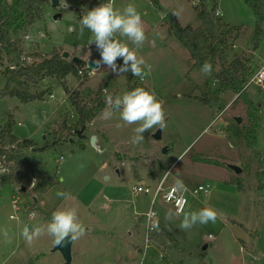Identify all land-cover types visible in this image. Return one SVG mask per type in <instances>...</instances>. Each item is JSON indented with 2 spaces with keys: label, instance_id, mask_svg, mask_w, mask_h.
Returning a JSON list of instances; mask_svg holds the SVG:
<instances>
[{
  "label": "rangeland",
  "instance_id": "374dc122",
  "mask_svg": "<svg viewBox=\"0 0 264 264\" xmlns=\"http://www.w3.org/2000/svg\"><path fill=\"white\" fill-rule=\"evenodd\" d=\"M6 1L12 4L13 0ZM194 1L160 0V6L163 12L179 18L183 25L195 27L198 7L194 6ZM258 1L264 8V0ZM112 2L121 10L132 4L141 14L147 38L135 51L151 66V72L142 80L134 77L132 84L149 89L163 101L167 126L145 131L144 141L134 145L131 138L137 125L118 127L123 121L119 120L117 112L110 120L100 115L93 126H88L104 136L103 142L99 139L103 143L99 147H94L88 129L85 138L72 135L55 145L54 135L61 131V123L66 121L73 125L77 120L69 104L60 105L55 111L63 92L76 94L78 101L88 102L98 94L105 96V88L114 97L127 91L125 73L111 70L109 73L99 71L100 75L97 72L90 78L71 76L65 80V87L54 78L31 84V93H46L40 101L21 104L16 98H0V120L5 123L7 117L13 115L16 124H22V128L15 124L13 134L32 141L34 150L38 151L30 149L28 153L35 162L45 166L51 180L44 184L35 181V186L31 184L19 194L18 207L26 208L28 214L34 206L38 213L35 219L29 220L22 211L16 220L10 218L16 215L8 187L11 174L0 165V185L5 183L0 192V264H64L61 255L53 251L51 237L41 236L28 245L21 235L25 226L46 224L58 208H76L80 222L86 227V235L72 242V264H124L126 258L127 264H203L202 260L207 264H264V93L251 86L241 96L233 94L221 81L204 75L198 67L189 75V80L185 79L187 71L181 52L172 46V43L178 44L176 39L172 36L164 41V47L158 46L161 34L147 33L146 26L159 25L162 11L149 5L147 0ZM254 3V0L214 1L224 23L240 28L238 38L228 40L225 66L235 59L249 58L251 61L246 66L250 71L264 65V23L261 24L262 36L253 49L257 17L250 5ZM83 9L80 0H60L56 8L50 4L45 7L41 22L11 34L12 41L20 42L21 60L31 64L64 52L69 54L68 61L82 53H95L100 59L95 43L89 44L91 32L86 28L80 31L77 18L83 17ZM177 10L179 16L173 14ZM117 38L135 48L126 37ZM15 64L16 59L0 48V91L5 85L4 72ZM190 65L191 62L187 65L189 72L193 69ZM219 69L217 63L215 70ZM50 93L54 94L53 100L49 99ZM203 98L208 99L206 103L201 101ZM237 118L240 123L236 122ZM158 129L161 137L155 140L153 135ZM45 145L47 149H42ZM227 165L239 167L241 174H234ZM135 171L140 179L135 177ZM149 173L155 179L147 176ZM165 173L164 186H177V181H181L192 192L200 185H210L207 194L188 193L184 211L211 207L219 213L216 222L197 224L187 232L182 231L178 227L182 215L166 219L169 212H175L159 195L154 204L158 230L154 228L146 236L140 215L147 212L152 193ZM11 184H14L13 189L22 187L21 183ZM138 186L149 188L151 194L134 195L132 189ZM59 191L68 193L69 197H58ZM41 217L45 220H40ZM230 220L247 226L249 240L245 250L234 241L244 233L232 226ZM4 229L8 230L10 242L3 237ZM130 232L135 233L137 246H134L141 247V251L148 240L145 257L143 252L137 255L133 252L134 246L127 241ZM208 235L213 236L214 241L208 242V250L204 252Z\"/></svg>",
  "mask_w": 264,
  "mask_h": 264
},
{
  "label": "trees",
  "instance_id": "16d2710c",
  "mask_svg": "<svg viewBox=\"0 0 264 264\" xmlns=\"http://www.w3.org/2000/svg\"><path fill=\"white\" fill-rule=\"evenodd\" d=\"M50 1L13 0L12 4H8L6 0H0V48L3 49L6 55L13 56L16 59L15 67L8 68L4 72L5 85L0 91L1 97L16 98L21 104H28L42 100L46 94L44 92L31 93V84L54 78L65 87L64 82L67 76L80 78L78 75L79 67H76L71 61L62 59V54H54L48 59L27 64L24 60H21L20 42L12 41L10 38V35L16 31L27 30L36 23L41 22L44 9L50 4ZM147 1L149 5L162 11L163 24L168 34L173 36L187 50L190 60L193 62L192 67L201 69L204 62L209 61L213 68L210 77L221 81L233 94H239L249 75L250 68L246 64L250 63L251 59L244 61L235 59L227 66L224 65L228 40L231 38L236 40L240 28L226 25L222 18L214 16V12L217 10L214 6V0H199L198 9H195V18L198 24L196 28L191 26L182 27L171 15L163 12L159 0ZM254 1L255 3L250 5L257 17L252 35L253 49H255L262 36L261 24L264 23V8L260 6L258 0ZM106 2L108 0H80L81 5L84 6L83 14ZM80 19L82 17H78L77 21L80 22ZM117 60L118 65L122 66V58ZM217 63L220 65L218 71L215 70ZM124 73L127 91L137 88L132 84L135 76L131 71ZM83 77H87L86 72ZM47 92L49 93V91ZM67 95L77 120L73 125H67L66 121L61 123V131L54 135L55 145L59 144L63 138L75 135V131L80 129H83L80 138H85L84 133L88 126L106 107L105 96L102 94L96 95L88 102L78 101L76 94L71 95L67 92ZM207 100V98H203L201 101L206 103ZM14 126L15 122L11 115L7 117L4 124L0 123V165L10 172V182L21 183L22 187L30 186L33 180L40 181L42 184L51 182L49 173L44 168L45 166L35 162L28 153L30 149H34L33 144L29 140L19 141L13 134ZM47 147L48 145H45L42 149H47ZM81 149L84 148L81 146ZM34 151H38V149ZM16 175L19 177L16 178ZM50 219L51 217H48V220Z\"/></svg>",
  "mask_w": 264,
  "mask_h": 264
},
{
  "label": "clouds",
  "instance_id": "9594fccd",
  "mask_svg": "<svg viewBox=\"0 0 264 264\" xmlns=\"http://www.w3.org/2000/svg\"><path fill=\"white\" fill-rule=\"evenodd\" d=\"M64 6H67L66 3ZM173 14L179 16L180 12L179 10L173 11ZM85 28L92 34L89 44L94 42L100 53V59L93 62L95 67H92L89 71L90 75L99 72L102 65L107 66L117 74L131 71L135 77L141 79L150 74L151 66L146 65L144 59L138 57L135 51L136 48L144 44L147 37L141 14L134 5L128 4L121 10L114 7L112 0H108V2L87 11L83 15L80 19V31L83 32ZM117 36L126 37L135 48H130ZM118 58H122V66L117 65ZM212 71V64L205 61L201 67V72L206 76H210ZM104 92L106 107L102 113L103 118L110 120L118 112L119 120L123 121V125L118 124V127L137 125L133 129L132 144L142 143L145 139L143 136L145 131H152L154 128L164 129L167 126L163 101L158 100L154 92L143 87L134 88L126 91L122 96L115 97L108 94L107 88L104 89ZM179 158L182 159V157ZM33 186H35V181H33ZM177 190L186 192L187 188L181 181H177ZM56 195L64 199L69 197V194L63 191L57 192ZM174 215H182L178 227L185 232L191 230L197 224L215 223L219 218L218 211L211 207L188 212L180 209L176 213L169 212L166 219L171 220ZM152 228L158 230V226L155 224L152 225ZM2 234L5 241L10 242L8 230H2ZM21 235L28 245H31L41 236L47 235L52 238L54 246L62 244L66 239L76 242L86 235V227L80 222L76 208H58L52 213L51 219L46 224L32 225L31 230L28 226H25Z\"/></svg>",
  "mask_w": 264,
  "mask_h": 264
},
{
  "label": "crops",
  "instance_id": "0c3cea01",
  "mask_svg": "<svg viewBox=\"0 0 264 264\" xmlns=\"http://www.w3.org/2000/svg\"><path fill=\"white\" fill-rule=\"evenodd\" d=\"M160 1V0H159ZM215 1V0H214ZM60 2V1H59ZM219 10V9H218ZM163 11H165V10H163ZM220 11V10H219ZM165 13H167V14H169V15H171L170 13H168V12H165ZM221 13V12H220ZM221 15H222V13H221ZM182 27H184L185 25H183L181 22H180V20H179V18H177V17H174L173 15H171ZM223 16V15H222ZM222 16H221V18H222ZM57 17H59V16H57ZM224 22V21H223ZM189 26V25H188ZM198 26V24H196V26L195 27H192V28H196ZM147 27V33H153V32H158V33H160L161 34V36H162V38H161V40L159 41V44H157L158 46H165L166 44H164V41H167L168 39H170V37H172L171 35H169V34H167L168 32H167V29H166V27H165V25L163 24V18L161 17V22L159 23V25H157L156 27H148V26H146ZM155 34V33H154ZM147 36V35H146ZM166 36V37H165ZM151 40H152V38H151ZM177 41V40H176ZM152 42V41H151ZM178 42V41H177ZM153 44V47H157V45L156 44H154V43H152ZM152 46V45H151ZM172 46H173V49H175V50H179L178 52L180 53L181 52V59H182V63H184V69H185V71H187V75H186V77H185V79H187V80H189L190 78H189V75L191 74H193V73H195L196 71V68L195 67H192L193 69H192V71H190L189 72V70L187 69V65L191 62V65H190V67L193 65V62L190 60V56H189V54H188V52H187V50L185 49V48H183L181 45H179V42H178V44L177 43H172ZM178 46V47H177ZM178 48V49H177ZM136 49H138V48H136ZM174 52V51H173ZM75 57H78V58H80V59H82V60H85V61H92V62H94L95 60H98V58H97V55L95 54V53H88V54H83L82 53V55H76ZM261 66V65H260ZM257 67V66H256ZM107 66H105V65H102L101 67H100V69H99V71H104V73H109V71H110V69H107ZM101 72H99V73H97V75H100V73ZM94 75H90V76H88V78H90V77H93ZM69 77H71V75H69V76H67L66 77V81L69 79ZM142 80V79H141ZM196 87H198L197 85H195ZM147 88V87H146ZM148 89V88H147ZM196 89H198L199 91H201L200 90V88L198 87V88H196ZM149 90V89H148ZM150 91V90H149ZM52 95V98H50L49 97V99L50 100H53V98H54V94H51ZM0 98H2V97H0ZM3 98H5V97H3ZM10 98V97H9ZM20 103V102H19ZM66 104H69V106H70V102H69V98H68V95L67 94H65L64 92H63V96H62V99H61V103L59 104V105H57L56 107H55V111L59 108V106L60 105H62V106H65ZM72 108V107H71ZM105 109V108H104ZM74 112V111H73ZM75 113V112H74ZM102 113H103V111L91 122V125L93 126V124H94V121L98 118V117H100V115H102ZM69 115H71V117H74L73 115H72V113H70ZM12 117H13V120H14V122H15V124H16V120H15V118H14V116L12 115ZM0 123L1 124H4V122L3 121H1L0 120ZM17 125V127H19V128H22V124L21 123H17L16 124ZM15 125V126H16ZM67 125H69V124H67ZM88 129V133H90L91 134V136H93V137H95V142H94V147H99L101 144H103V143H100V141H99V139L101 140V142H103V140H104V136H102V135H100L95 129H89V128H87ZM90 134H88V136H87V138L89 139V137H90ZM17 138V137H16ZM19 141H22V140H29L31 143H32V141L29 139V138H25V139H19V138H17ZM99 143V144H98ZM98 145V146H97ZM134 174H135V177L136 178H138V179H140V174L137 172V171H135L134 172ZM166 174V173H165ZM164 174V175H165ZM163 175V176H164ZM147 176H149V177H151V178H153V179H155V176L152 174V173H149V175H147ZM146 176V177H147ZM163 176H162V178H163ZM161 178V179H162ZM160 179V180H161ZM160 180H159V182H160ZM183 183V182H182ZM11 184V183H10ZM9 183H8V187H9V190H10V192H11V205H12V202L13 201H16V207H17V209H18V211L17 212H15V210L12 208V210L16 213V215H13V217L16 219V220H18L19 219V214L20 213H22V211L26 214L27 213V210H26V208H24V210H22L21 208H19L18 207V199H20L21 197L19 196V194L20 193H24L27 189H29V188H26V187H21V188H19V189H16V188H14L13 189V185L14 184H11L10 185ZM184 184V183H183ZM3 185H5V183L3 182V183H1V185H0V192H1V190H2V187H3ZM185 186V185H184ZM185 187H187V186H185ZM16 189V190H15ZM23 189H25V190H23ZM36 200V199H35ZM37 202V201H36ZM28 207V206H27ZM33 207V206H32ZM31 207V212L30 213H28V214H26V216L29 218V220H33V219H35L36 217H37V209L35 208V207H33L32 208ZM39 211V210H38ZM43 212V213H46V212H44L43 210H40V212ZM33 213H35V215H33ZM144 214V213H143ZM143 214H141L140 215V219H143V221H144V218H143ZM11 216V215H10ZM40 217V216H39ZM11 218V217H10ZM40 220H45V219H43L42 217L40 218ZM142 221V222H143ZM231 221V224H232V226H237L243 233H244V236H239V237H235L234 238V241H236L237 242V244L241 247V248H243V250H245L244 249V247L246 246V243L248 242L247 240H249L248 239V233H247V226L245 225V223H243V222H239V221H235V220H230ZM157 225H158V223H156ZM36 225V224H35ZM32 227V226H31ZM31 229V228H30ZM168 232L166 231V234H167ZM133 234H135L134 232H130L129 233V239L127 240V241H129L128 243H130L131 245H135V246H137V241H136V238L133 236ZM168 235V236H167ZM166 236L168 237V238H170L171 236L169 235V233L167 234ZM209 236V235H208ZM207 236V237H208ZM212 238H213V236H212ZM209 238H206L205 240H204V242L206 243V245H204V247H206V250L205 251H207L208 250V242H211L210 240H208ZM73 244V243H72ZM51 246H53V241H52V244H51ZM133 247V248H135L134 250H133V252H135V254L137 255V254H139L140 252H141V247ZM256 247H258V240L256 241ZM204 251V252H205ZM203 252V253H204ZM134 262H135V260H133ZM203 261V264H207V263H205V261L204 260H202ZM118 263H121V262H118ZM124 264H127V263H129L128 262V259L126 258L125 260H124V262H123Z\"/></svg>",
  "mask_w": 264,
  "mask_h": 264
},
{
  "label": "built area",
  "instance_id": "2783aa9c",
  "mask_svg": "<svg viewBox=\"0 0 264 264\" xmlns=\"http://www.w3.org/2000/svg\"><path fill=\"white\" fill-rule=\"evenodd\" d=\"M193 4H194V6L198 7L199 0H195L193 2ZM214 16L216 18H221L222 15H221L220 11L217 9L214 12ZM85 72H86L87 76L90 75L89 71L86 68H79L78 75L80 77H83ZM251 86L256 87L259 92L264 93V65L255 67L254 69H252L249 72V75L246 78V81H245V83H244V85H243V87H242V89L238 95H240L241 93H244ZM49 97L52 98V95H50ZM166 174L163 176V178L157 184L154 192L152 193L149 208H148L147 212L143 214L146 236H148V233L154 231V228H152V225L155 224L156 217H157V213L154 210V204H155V201L159 195L161 196L162 202L169 205L173 209V211L176 213L180 209H183V211L185 210V208L188 204V201H187V196H188L187 194L188 193H190V194L195 193V195L207 194L210 190V185H208V184L200 185V186L196 187V189H194L192 192H189L188 189L186 192H181V191L177 190V186L173 185V184L168 185V186H164ZM33 181H35V180H33ZM32 185H33V183H32ZM132 192L134 195L151 194V191L149 188L141 187V186L134 187L132 189ZM12 208L15 210V212L18 211V209L16 207V201L12 202ZM11 218H13V216H11ZM208 238L211 242L214 241V238H212L211 235H209ZM147 244H148V240L146 239L145 244L143 246V249L141 251V252H143V254H142L143 257L146 256V251L148 248Z\"/></svg>",
  "mask_w": 264,
  "mask_h": 264
},
{
  "label": "water",
  "instance_id": "95a60500",
  "mask_svg": "<svg viewBox=\"0 0 264 264\" xmlns=\"http://www.w3.org/2000/svg\"><path fill=\"white\" fill-rule=\"evenodd\" d=\"M59 1L60 0H51L50 1L51 7L52 8H56L59 5ZM57 16H59V15H57ZM57 16L54 17V20H56L58 18ZM61 56H62V59H64V60H68L69 59V54L68 53L64 52V53H62ZM71 62H73L76 67L86 68L88 71H90L92 67H95V65H94V63L92 61H85V60H82V59H80L78 57H72L71 58ZM236 122L240 123V119L237 118ZM82 132H83V129L75 131L76 137L80 138L81 135H82ZM160 137H161L160 129H158L154 133L153 138L155 140H159ZM91 139H92V143L94 145L95 138L92 137ZM33 151H34V149H32V152ZM227 168L229 170H231L236 175L241 174V172H242V170L239 167L235 166V165H227ZM23 190H25V189H23ZM33 201H34V203L36 202L35 198L33 199ZM71 246H72V241L70 239H66L60 245H54L53 246V251L54 252H58L61 255L62 260L64 261V264H72L71 263ZM203 250L205 251L206 247H203Z\"/></svg>",
  "mask_w": 264,
  "mask_h": 264
}]
</instances>
